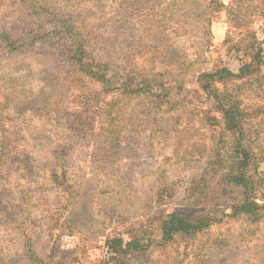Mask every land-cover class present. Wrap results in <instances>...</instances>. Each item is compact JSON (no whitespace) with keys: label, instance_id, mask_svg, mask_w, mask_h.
I'll return each mask as SVG.
<instances>
[{"label":"rangeland","instance_id":"obj_1","mask_svg":"<svg viewBox=\"0 0 264 264\" xmlns=\"http://www.w3.org/2000/svg\"><path fill=\"white\" fill-rule=\"evenodd\" d=\"M0 264H264V0H0Z\"/></svg>","mask_w":264,"mask_h":264},{"label":"trees","instance_id":"obj_2","mask_svg":"<svg viewBox=\"0 0 264 264\" xmlns=\"http://www.w3.org/2000/svg\"><path fill=\"white\" fill-rule=\"evenodd\" d=\"M31 8H35V6H34L33 4H31ZM46 9H47V8H46ZM48 10H49V9H47V11H46L47 14L50 13V12H48ZM39 11H41V9H40V10H37V9H36V10H34L33 12H34L38 17L41 18V17H43V15H42V14H39ZM53 11H54V10H53ZM53 13H54V12H53ZM48 15H49V14H48ZM49 16H50V15H49ZM49 16H47V22H49V20H48V17H49ZM103 49H104V48H103ZM103 49H102V50H103ZM92 51H94V50H92ZM89 66L92 67L93 65L90 64Z\"/></svg>","mask_w":264,"mask_h":264}]
</instances>
